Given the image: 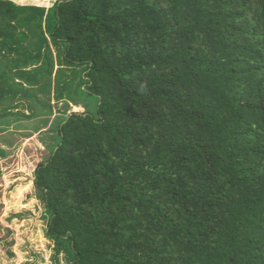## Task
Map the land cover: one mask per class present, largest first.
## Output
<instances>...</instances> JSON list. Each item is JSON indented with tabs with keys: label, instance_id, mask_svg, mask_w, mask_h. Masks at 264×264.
I'll list each match as a JSON object with an SVG mask.
<instances>
[{
	"label": "trees",
	"instance_id": "16d2710c",
	"mask_svg": "<svg viewBox=\"0 0 264 264\" xmlns=\"http://www.w3.org/2000/svg\"><path fill=\"white\" fill-rule=\"evenodd\" d=\"M51 94V264H264V0H0V136Z\"/></svg>",
	"mask_w": 264,
	"mask_h": 264
},
{
	"label": "rangeland",
	"instance_id": "374dc122",
	"mask_svg": "<svg viewBox=\"0 0 264 264\" xmlns=\"http://www.w3.org/2000/svg\"><path fill=\"white\" fill-rule=\"evenodd\" d=\"M52 95L50 104L53 115L42 131L10 130L0 136L1 148H6L4 141L13 144L12 153L0 158V264H49V257L53 253V244L44 236V209L33 188L32 176L36 165L49 154L59 115L64 111L81 112L82 108L56 104ZM23 111L28 114L26 109ZM39 119L32 118L22 124L31 126ZM10 241H13V245L9 249L5 243ZM8 249L13 256L7 255Z\"/></svg>",
	"mask_w": 264,
	"mask_h": 264
},
{
	"label": "crops",
	"instance_id": "0c3cea01",
	"mask_svg": "<svg viewBox=\"0 0 264 264\" xmlns=\"http://www.w3.org/2000/svg\"><path fill=\"white\" fill-rule=\"evenodd\" d=\"M11 1L21 5H34L48 9L53 5L54 2L62 1V0H11ZM50 257H49V264H51Z\"/></svg>",
	"mask_w": 264,
	"mask_h": 264
}]
</instances>
